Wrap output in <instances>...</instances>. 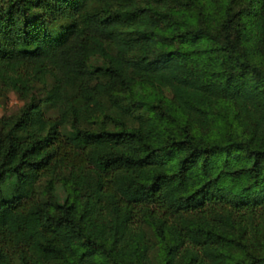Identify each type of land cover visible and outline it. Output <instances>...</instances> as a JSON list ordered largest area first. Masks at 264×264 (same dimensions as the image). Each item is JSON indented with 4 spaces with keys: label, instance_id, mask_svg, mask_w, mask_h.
<instances>
[{
    "label": "trees",
    "instance_id": "1",
    "mask_svg": "<svg viewBox=\"0 0 264 264\" xmlns=\"http://www.w3.org/2000/svg\"><path fill=\"white\" fill-rule=\"evenodd\" d=\"M11 91L0 264H264V0H0Z\"/></svg>",
    "mask_w": 264,
    "mask_h": 264
},
{
    "label": "rangeland",
    "instance_id": "2",
    "mask_svg": "<svg viewBox=\"0 0 264 264\" xmlns=\"http://www.w3.org/2000/svg\"><path fill=\"white\" fill-rule=\"evenodd\" d=\"M148 1V0H143ZM142 2V1H141ZM143 3V2H142ZM55 23V22H54ZM61 23L57 21L55 24ZM56 25L53 24V27ZM38 98L42 96V94H38ZM25 101L20 99L15 92H8L2 96H0V117L2 116H9V115H16L18 114L19 110L23 107ZM52 111L47 113V116H54ZM60 120L63 123V130L70 131V122H71V114L66 112L60 115ZM42 186H44V182H41ZM58 192L62 194L61 189H58Z\"/></svg>",
    "mask_w": 264,
    "mask_h": 264
}]
</instances>
